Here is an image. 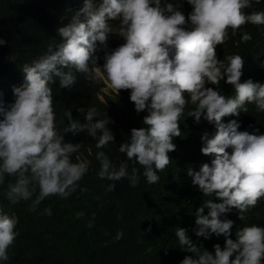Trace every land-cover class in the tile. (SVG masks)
<instances>
[{
    "label": "clouds",
    "instance_id": "clouds-1",
    "mask_svg": "<svg viewBox=\"0 0 264 264\" xmlns=\"http://www.w3.org/2000/svg\"><path fill=\"white\" fill-rule=\"evenodd\" d=\"M54 1L65 2L70 22L58 29L61 37L55 42L41 39L50 46L48 52L23 65L25 83L14 90L15 103L7 109L0 106V185L6 176L15 178L8 183V199L13 205L31 200L37 188L33 207L53 196L68 199L89 171L91 162L80 152L83 145L65 143L55 125L49 84L54 74L61 78L62 88H71L76 77L58 66H72L87 81L100 84L101 101L111 92L131 90L137 113L147 110L143 121L147 127L132 129L130 142L121 145L119 152L138 163L149 184L157 183V172L171 163L168 153L176 150L173 138L181 136L179 121L189 108L185 94L194 106L187 111L188 116L197 122L203 116L215 123L216 134L210 139L205 134L201 149L204 155L215 157L212 165L204 164L199 172L189 169L183 174L192 177L193 185L205 196L215 194L223 201L208 200L199 209L196 235L205 239L212 234L230 237L233 222L220 217L232 208L246 213L264 198V135L239 131L240 125L234 120L240 111H247L248 104L254 103L259 112H264V62L261 57L249 60L241 83L243 57L231 55L232 50L225 53V47L218 60L216 46L225 44L230 33L235 37L248 24L264 25V11L247 14L245 10L253 8V0H187L193 11L186 20L179 10L183 0L176 5L167 0ZM260 2L255 0L256 4ZM188 21L192 30L185 28ZM113 32L124 38L121 44L126 43L117 48ZM251 40L244 31L237 43ZM107 42L115 47L111 53ZM4 43L0 40V45ZM100 50L105 53L102 69L95 55ZM206 84L215 85L218 91ZM219 91L232 92L233 96L225 97ZM66 115L70 126L64 128L65 133L87 132L97 140V149L114 143L108 128L111 121L96 119L105 115L96 107L88 108L83 124L73 120L71 112ZM95 158L100 164L98 178L113 182L127 179L132 187L138 185L137 167L129 171L126 161L117 167L104 151H98ZM114 189L115 183L108 186V191ZM205 207L209 209L207 215L203 214ZM47 211L51 215V210ZM83 216V212L77 213V218ZM18 223L15 213L7 215L0 210V260L8 259V249L19 235L15 231ZM175 234L182 249L198 256L186 257L182 264H261L264 260V227L255 224L239 230L237 241L226 239L225 250L216 245L215 256L206 250L201 252L185 229L178 228ZM122 235L118 233L116 238Z\"/></svg>",
    "mask_w": 264,
    "mask_h": 264
},
{
    "label": "trees",
    "instance_id": "trees-1",
    "mask_svg": "<svg viewBox=\"0 0 264 264\" xmlns=\"http://www.w3.org/2000/svg\"><path fill=\"white\" fill-rule=\"evenodd\" d=\"M167 2L176 5L181 0ZM65 9V2L54 0H0V40L5 41L0 45V106L7 109L15 103L14 90L25 83L23 65L31 64L48 52L50 46H46L41 39L55 42L61 37L58 29L71 20L65 14ZM179 10L187 20L193 7L183 0ZM245 11L247 14L264 11V0L259 4L253 0V8ZM185 28L192 30L190 21ZM244 31L252 36V40L237 43L241 41ZM107 45L109 53L115 50L110 43L107 42ZM101 47L98 42V48ZM223 49L225 53L231 54L232 50L231 55L243 57L242 83L249 60L261 57L264 62V25L248 24L235 37L230 33L225 44L216 46L218 60ZM95 55L99 57L97 66L102 69L105 53L100 50ZM58 68L65 74L74 75L77 82L71 88H62L61 78L52 74L53 82L49 86L53 91L56 130L63 135L65 143L83 145L80 152L83 159L91 162L90 168L80 181V188L71 197L61 199L53 196L36 207L32 206V201L39 193L38 188L31 200L15 205L11 203L7 197L8 183H13L15 178L6 176L4 184L0 185V210L7 215L15 213L19 218L15 229L19 235L8 249V259L0 260V264H182L186 257L198 259V256L180 247L175 234L178 228L187 231L201 252L206 250L215 256V246L219 245L221 250H225L226 239L237 241V232L244 227L254 224L264 227L263 198V202H258L246 213L232 208L220 217L221 220L233 222L230 237L212 234L205 239L196 235L195 221L199 209L208 200L213 203L223 201L215 194L205 196L198 186L193 185L192 177L183 174H188L189 169L199 172L204 164L211 166L215 159L214 156L204 155L201 149L204 147V135L212 138L217 127L203 116L197 122L195 117L187 115V111L194 107L190 103V96L185 94L189 108L179 121L181 136L173 138L176 150L168 153L171 163L164 171L157 172L160 177L157 183L149 184L138 163L128 161L126 154L119 152L121 145L130 142L132 129L147 127L143 123L148 115L147 110L137 113L130 99L131 90H121L119 94L111 92L101 101L98 96L100 84L87 81L72 66ZM214 86L206 84V87L216 90ZM219 92L225 97L233 96L229 91ZM92 106L101 115L105 114L96 119L111 121L108 128L114 135V143H109L103 149L96 148L97 140L87 132L73 134L63 131L70 126L67 112H71L73 120L83 124L86 123L87 110ZM80 109H84V112ZM2 119L3 116H0ZM234 120L240 125L239 131L264 135V112H259L254 103L248 104L247 111H240ZM98 151H104L117 167L126 161L129 171L132 167L140 169L138 185L132 187L127 179L113 182L98 178L100 164L95 158ZM232 151L230 149V155ZM112 183H115V189L108 191ZM79 212H83L84 216L77 218ZM208 212L209 209L205 207L203 214L207 215ZM241 215H244V220L240 219ZM89 224L92 226L89 227ZM149 228L151 231H148ZM118 233L123 234L122 238H116ZM235 255L230 259L234 260ZM261 264H264V260Z\"/></svg>",
    "mask_w": 264,
    "mask_h": 264
},
{
    "label": "rangeland",
    "instance_id": "rangeland-1",
    "mask_svg": "<svg viewBox=\"0 0 264 264\" xmlns=\"http://www.w3.org/2000/svg\"><path fill=\"white\" fill-rule=\"evenodd\" d=\"M121 40H124L123 37H121L117 32H113L112 33V41L114 43V45L118 48L120 46H122L123 44L126 43V41H124L122 44H121ZM105 91H108L107 89ZM109 92V91H108Z\"/></svg>",
    "mask_w": 264,
    "mask_h": 264
}]
</instances>
